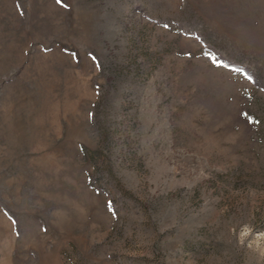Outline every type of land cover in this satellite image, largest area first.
<instances>
[{
  "label": "rangeland",
  "instance_id": "rangeland-1",
  "mask_svg": "<svg viewBox=\"0 0 264 264\" xmlns=\"http://www.w3.org/2000/svg\"><path fill=\"white\" fill-rule=\"evenodd\" d=\"M0 264H264V0H0Z\"/></svg>",
  "mask_w": 264,
  "mask_h": 264
},
{
  "label": "snow or ice",
  "instance_id": "snow-or-ice-1",
  "mask_svg": "<svg viewBox=\"0 0 264 264\" xmlns=\"http://www.w3.org/2000/svg\"><path fill=\"white\" fill-rule=\"evenodd\" d=\"M58 2H61V0H58Z\"/></svg>",
  "mask_w": 264,
  "mask_h": 264
},
{
  "label": "trees",
  "instance_id": "trees-1",
  "mask_svg": "<svg viewBox=\"0 0 264 264\" xmlns=\"http://www.w3.org/2000/svg\"><path fill=\"white\" fill-rule=\"evenodd\" d=\"M230 66H232V65H230Z\"/></svg>",
  "mask_w": 264,
  "mask_h": 264
}]
</instances>
